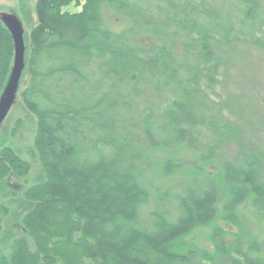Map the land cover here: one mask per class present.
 I'll list each match as a JSON object with an SVG mask.
<instances>
[{"label": "trees", "instance_id": "trees-1", "mask_svg": "<svg viewBox=\"0 0 264 264\" xmlns=\"http://www.w3.org/2000/svg\"><path fill=\"white\" fill-rule=\"evenodd\" d=\"M234 2L237 20L203 0H35L18 94L45 180L22 188L33 206L0 264H264V237L241 214L264 221V145L217 93L236 45L264 51V19L259 0ZM106 11L130 27L110 31ZM144 33L155 45L136 41ZM13 58L0 18V96ZM177 149L192 158L169 157ZM30 169L0 150V181ZM175 174L179 193L154 182ZM205 228L210 253L187 243Z\"/></svg>", "mask_w": 264, "mask_h": 264}, {"label": "rangeland", "instance_id": "rangeland-1", "mask_svg": "<svg viewBox=\"0 0 264 264\" xmlns=\"http://www.w3.org/2000/svg\"><path fill=\"white\" fill-rule=\"evenodd\" d=\"M160 2L165 0H158ZM207 6L216 9L223 15L227 13L229 18L236 19L234 14V0H203ZM259 12L264 19V0H259ZM35 0H0V17H11L19 25L26 39L32 27L36 24L34 12ZM69 12H76L77 9L70 6ZM232 12H231V11ZM232 13V14H229ZM220 14L219 19L222 24H226V18ZM104 23L112 32H123L130 27L129 22L106 11ZM237 20V19H236ZM239 20V18H238ZM239 31V28H236ZM264 33V32H263ZM262 31L253 36L261 37ZM249 40V38H248ZM26 41V40H24ZM136 41L145 47L155 45L150 34H141L136 37ZM225 66L219 71L218 80L221 82L217 88L218 96L235 99L237 104L244 108L245 123L247 134L243 132L246 139H256L264 145V51L246 44L236 45L230 54H226ZM26 81L20 89L26 85ZM225 86V90L224 87ZM6 88V86H5ZM5 88L0 96L2 98ZM226 92V93H225ZM225 93V94H224ZM36 134V121L23 106L20 95L17 93L10 105L7 113L0 123V150L3 148L12 149L20 158L31 163V169L25 178H11L0 181V203L9 210L8 216L3 222V229L0 231V246L5 245L13 237L20 236L23 233L21 227V218L33 206L22 196V188L40 184L45 180L42 165L35 157L34 137ZM169 157L189 160L192 158L188 153L177 150H169ZM167 154V155H168ZM165 154H161L163 158ZM228 157H231L229 155ZM212 174L216 172V167H208ZM179 176L177 174L160 178L155 177L154 182L162 189H169L171 193H179ZM16 188L18 193L14 196L6 197L5 193L11 187ZM4 213L6 211L4 210ZM244 218L245 229L253 237L262 240L264 237V221L257 215L251 207H245L241 210ZM235 231V229H233ZM209 229H199L187 238V243L205 249L209 253L212 251L211 244L208 242ZM207 264V263H202Z\"/></svg>", "mask_w": 264, "mask_h": 264}, {"label": "water", "instance_id": "water-1", "mask_svg": "<svg viewBox=\"0 0 264 264\" xmlns=\"http://www.w3.org/2000/svg\"><path fill=\"white\" fill-rule=\"evenodd\" d=\"M11 35L14 46V58L10 76L5 91L0 98V123L7 113L14 97L17 94L20 79L24 70L25 45L23 34L18 23L11 17H0Z\"/></svg>", "mask_w": 264, "mask_h": 264}, {"label": "flooded vegetation", "instance_id": "flooded-vegetation-1", "mask_svg": "<svg viewBox=\"0 0 264 264\" xmlns=\"http://www.w3.org/2000/svg\"><path fill=\"white\" fill-rule=\"evenodd\" d=\"M11 178H15V176H8L5 180H8V179H11ZM16 188H18L17 186L16 187H11L10 189H9V191L8 192H6L5 193V196L6 197H11V196H14L16 193H18L19 192V190L17 191V189ZM4 210L6 211V213L4 214ZM8 214H9V210L7 209V208H5L4 207V205L2 204V203H0V231H2V229H3V222H4V220H5V218L8 216ZM16 237H18V236H16ZM16 237H13L12 239H14V238H16ZM11 239V240H12ZM10 240V241H11ZM9 242V241H8ZM7 242V243H8ZM4 245H2V246H0V247H3Z\"/></svg>", "mask_w": 264, "mask_h": 264}]
</instances>
